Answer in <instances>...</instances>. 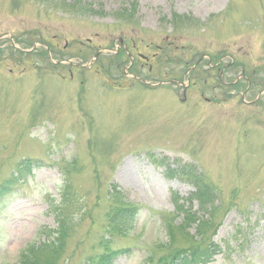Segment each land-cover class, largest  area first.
Masks as SVG:
<instances>
[{
  "label": "rangeland",
  "instance_id": "rangeland-1",
  "mask_svg": "<svg viewBox=\"0 0 264 264\" xmlns=\"http://www.w3.org/2000/svg\"><path fill=\"white\" fill-rule=\"evenodd\" d=\"M0 37V264H264V0H0Z\"/></svg>",
  "mask_w": 264,
  "mask_h": 264
},
{
  "label": "trees",
  "instance_id": "trees-1",
  "mask_svg": "<svg viewBox=\"0 0 264 264\" xmlns=\"http://www.w3.org/2000/svg\"><path fill=\"white\" fill-rule=\"evenodd\" d=\"M121 55H124V54L121 53ZM162 163L161 165L166 168L165 174L168 178H175V179L179 178V180H181L183 183L193 188L194 191L190 195V203L192 201L197 202L198 208H200V211L207 214V211L213 207L214 200H215L213 195L209 192L207 188L209 187V184L206 183L205 180L200 175L194 172L193 173L189 172L188 174H185V173L180 174L178 173L180 172V170H178L179 168L177 170H170L169 167H167L166 165ZM184 170H186V167L183 168V171ZM137 211L138 210L136 209V207L131 206L127 203H124L122 201V197L119 198L115 194L112 195L110 197L109 209L105 217L106 229H108L112 234L115 231H119L118 234H120L122 230L128 231L133 221L136 218ZM195 214L196 213H193V216H195ZM185 218L187 217L185 216ZM56 223H57V228L55 230L48 231V232H42V234L45 235L46 242L43 243L41 247H45V249L48 248V245L51 242V240H52V244L55 243L56 248H60L63 245L64 236H63V232L60 230L61 221L57 219ZM183 223H184V226H187V225L191 226V224L186 220ZM193 223L195 224L194 229H196L194 233L197 237L205 233L202 228L203 224H201L197 218ZM125 224L127 225V228L124 227ZM182 229L186 230L187 228H182ZM51 233H53L52 237L50 236ZM49 238H52V239L49 240ZM202 256H205V255H200L198 257H202ZM31 257L32 256H28L26 254V251H23L19 258V264H34V261L31 259ZM106 258H109L108 254L102 257L99 263L90 262V264H108L105 260Z\"/></svg>",
  "mask_w": 264,
  "mask_h": 264
},
{
  "label": "flooded vegetation",
  "instance_id": "flooded-vegetation-1",
  "mask_svg": "<svg viewBox=\"0 0 264 264\" xmlns=\"http://www.w3.org/2000/svg\"><path fill=\"white\" fill-rule=\"evenodd\" d=\"M118 45L120 47V49H119V51H120L121 48H122L121 46L123 45L122 40H118ZM157 50H159V49L157 48ZM119 51L117 53H119ZM122 53L125 54V56L129 59L130 55L128 54V52L125 49H123ZM140 56L141 55H138V58L141 60ZM153 56H155V55H153ZM226 58H228V57L225 54H220L219 56H216L214 58H210V57L207 58V63H206L207 67L211 68L213 71H215L217 73L216 81L218 82V84L221 87L222 91H223V87H226V86L230 87V85L228 83H225L224 80H223L224 75L229 70L230 65H231V64H224V60ZM141 61H143L145 64H147L148 59L143 57ZM201 62H202V59H200L198 62H196L190 69H188V72H192L193 73L196 70L197 65L200 64ZM131 65H132V63L130 62V66L128 67V70L131 67ZM125 76H127V75H125ZM136 80H138V79L133 78V81H136ZM238 81H242L243 84L247 85L246 88L243 89L242 94L240 95V98H241V101H242L243 98L245 97L246 93L248 92L249 88H250V84L247 83L244 74L239 75ZM238 81L236 80V82H234V83H238ZM138 82L146 85V83L144 81H140L139 80ZM179 84H180V87L182 88V84L181 83H179ZM182 93L184 95L185 90L184 91L182 90ZM262 95H264V87H262L260 89V91H259V93L257 95L256 101H259V98Z\"/></svg>",
  "mask_w": 264,
  "mask_h": 264
},
{
  "label": "water",
  "instance_id": "water-1",
  "mask_svg": "<svg viewBox=\"0 0 264 264\" xmlns=\"http://www.w3.org/2000/svg\"><path fill=\"white\" fill-rule=\"evenodd\" d=\"M95 58H96V56H95Z\"/></svg>",
  "mask_w": 264,
  "mask_h": 264
}]
</instances>
